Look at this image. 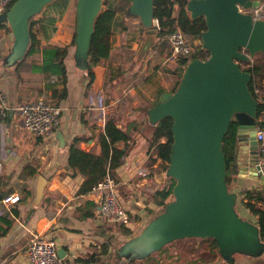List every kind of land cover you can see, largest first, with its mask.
I'll return each mask as SVG.
<instances>
[{"label":"crops","instance_id":"crops-1","mask_svg":"<svg viewBox=\"0 0 264 264\" xmlns=\"http://www.w3.org/2000/svg\"><path fill=\"white\" fill-rule=\"evenodd\" d=\"M72 15L70 0L63 16L56 22V30L49 39L42 41L43 45L69 44L65 59L68 93L60 102V124L55 133L47 137L36 136L22 126L16 112L9 122L7 112L0 113L6 115L5 120L0 117V191H7L5 196H20L7 207L1 205L4 214L0 217L6 216L10 223L7 225L0 218V264H31L26 248L34 232L55 238L58 252L61 249L64 252L63 257L59 252L63 264H106L109 255L123 241L138 234L163 208L151 197L166 182L165 177H161L164 173L161 171L162 160L150 158L149 138L153 127L148 121L147 109L156 100L160 88L172 90L178 81L177 74H164L155 64L170 62L169 65L176 66L178 60L169 59V55L161 57L151 49L140 64L132 66L129 61L136 46H129L118 38L109 58L91 66L95 78L89 84L87 69L76 63L75 46L70 44L75 34ZM13 41L11 28L0 27V58L10 51ZM40 59V53L29 56L19 73L12 67L0 69V92L6 96L10 107L16 108L20 103L46 93L54 100L53 90L47 87L43 73L31 70V62ZM113 68L118 69L121 75L110 81ZM153 74L154 80L149 78ZM97 90L103 91L107 102L114 106L112 116L118 125L131 134L124 161L112 173L118 182L119 196L131 214V222L127 225L129 230L118 229L104 216L98 218L100 196L91 190L80 191L85 175L75 173L68 162L70 146L77 137L80 138L77 142L79 148L95 153L101 150L98 136L105 123L99 112L89 106L88 100V94ZM258 120L264 125V111ZM120 144L124 146L123 142ZM244 148L239 147L241 163H237V171L231 174L233 190L240 196L242 190L249 187H259L264 191V182L250 175L244 161L248 151ZM39 174L46 178L47 183L43 197L36 202ZM90 212L94 214L84 215ZM241 213L255 222V216L245 207ZM117 262L115 258L112 260V264ZM235 262L264 264V254L260 257L235 254ZM132 264L228 263L209 240L192 237L178 239L171 246L166 245Z\"/></svg>","mask_w":264,"mask_h":264},{"label":"water","instance_id":"water-1","mask_svg":"<svg viewBox=\"0 0 264 264\" xmlns=\"http://www.w3.org/2000/svg\"><path fill=\"white\" fill-rule=\"evenodd\" d=\"M53 1L15 0L0 13V23L8 24L14 36L10 51L0 58V69L15 66L25 56L31 40V21ZM259 2L188 0L186 9L191 17L205 18L206 29L201 32L200 41L209 55L190 59L177 88L162 92L147 109L151 124L168 116L173 118L170 161L161 174L162 178L176 180L173 198L138 234L123 241L106 264H112L114 258L118 264H132L187 237L214 238L228 264H236L235 254H264L259 226L241 215L237 208L239 193L231 190L226 181L222 148L231 122L236 121L237 163H241L239 147L244 146L250 175L264 182V174L258 171L259 101L249 86L252 73L239 63L264 53V19H254L239 9V5L255 7ZM104 8V0H76L74 58L84 69L94 66L89 63V51L96 18ZM126 13L139 17L145 28L135 59L140 64L157 40L154 0H131ZM14 112L13 107L7 109L8 122ZM59 140L63 142L60 136ZM46 183L39 174L36 202L43 197ZM98 218H103L100 207ZM59 252L63 257V250Z\"/></svg>","mask_w":264,"mask_h":264},{"label":"trees","instance_id":"trees-1","mask_svg":"<svg viewBox=\"0 0 264 264\" xmlns=\"http://www.w3.org/2000/svg\"><path fill=\"white\" fill-rule=\"evenodd\" d=\"M15 0H12V3ZM70 0H54L48 5H54L61 8L59 14L64 13ZM188 0H154V18L158 21L157 27V40L152 46V50H155L159 56H167L171 52V45L166 35L177 28L183 30L186 34L193 39L201 38V32L206 29V22L204 16L192 18L189 11L186 9ZM131 4V0H104V11L101 12L95 21V29L92 36L90 51H89V63L99 65L103 60L109 58L113 42L112 34L114 28V22L118 14L126 13L128 7ZM10 5V6H11ZM47 5V6H48ZM46 6V7H47ZM44 13V12H42ZM42 13L37 14L31 21V40L28 50L25 56L12 68L18 73L20 68L26 62L29 56L36 53L41 54L39 61H33L30 64L31 70L34 72L43 73L47 80V87L53 90L54 102L60 106L61 100H63L68 93L67 90V65L65 59L69 53V44L60 46L56 44L43 45V39H49L52 32L56 30V16L47 15ZM42 15V16H40ZM127 18V17H125ZM122 30H127V25L124 21L121 22ZM7 26L8 24L0 23V27ZM143 27V26H142ZM10 28V27H9ZM143 31L145 28L143 27ZM75 34L73 35L70 44L74 45ZM150 49V50H151ZM209 51L206 50L202 43L196 45V49L191 57L178 58V64L176 66L163 67L161 64L156 65L157 68L163 67L166 72L175 73L178 75V81L171 91H174L183 74L184 68L188 61L192 58L208 57ZM264 64H255L251 71L254 75L264 78ZM174 67V68H172ZM118 69L111 71L110 81L115 77H119L121 74L117 72ZM88 75L90 76V82L95 78V73L88 67ZM53 76H56L53 79ZM254 79H251L249 86L254 94L253 90ZM164 88H160L156 100L152 102L153 105L159 98L160 94L164 92ZM264 111V102H259L258 116ZM1 118L6 119V115ZM150 123V122H149ZM172 117H165L156 124L150 125L153 127L152 135L149 138V152L152 160L161 159L163 166L162 172H165L169 161L171 148L173 143L172 134ZM258 125L263 127V122L258 120ZM238 123L232 121L223 139L222 148L225 153L227 164L226 181L231 188V174L237 171V154H238V139H237ZM80 138H75L69 149L68 162L71 169L77 173L85 175V179L80 187L81 192H89L92 186L101 180L108 171L114 173V169L120 166L128 152L129 141L131 140V134L128 130L122 129L115 117H109L105 124L103 131L99 134L98 140L100 144V152L95 153L92 151H85L77 146V142ZM124 143L122 146L120 143ZM34 171H32L33 173ZM165 184L163 187L154 191L151 196L152 199L161 207H165L171 196H173V186L176 180L172 177H165ZM7 191H0V200L5 196ZM241 205L249 210L256 218L255 223L259 226L260 236L264 239V191L259 187L245 188L241 192L240 198ZM94 212L84 213V215H93ZM0 218L9 225L10 221L6 216ZM124 230H129L127 225H124ZM1 235V234H0ZM132 237V236H131ZM210 241L212 247L218 250L217 241L214 238H206ZM219 251V250H218ZM93 259V256L92 258ZM84 260V259H83ZM81 259V261H83ZM87 261V260H86Z\"/></svg>","mask_w":264,"mask_h":264},{"label":"built area","instance_id":"built-area-1","mask_svg":"<svg viewBox=\"0 0 264 264\" xmlns=\"http://www.w3.org/2000/svg\"><path fill=\"white\" fill-rule=\"evenodd\" d=\"M12 0H0V13L10 7ZM242 12L250 13L254 19H264V0H260L255 7L239 5ZM155 25L158 21L155 19ZM171 45L169 59L177 60L181 57H191L197 45V39H193L180 28L170 31L166 35ZM240 66L252 73L254 96L259 102H264V78L254 75L251 69L255 65L254 57L249 60L239 61ZM55 79L56 77L53 76ZM89 106L99 112L100 118L105 123L109 117H113L114 106L108 103L105 94L101 90L88 94ZM10 104L6 96L0 92V113L5 114ZM15 112L21 118L23 126L39 137L53 135L60 124L61 107L52 99L44 96L27 100L16 106ZM258 140V171L264 174V127H257ZM91 191L100 196V210L103 216L110 221L128 225L131 222V214L123 203L118 192L116 177L108 171L106 175L92 186ZM20 198L19 195H6L0 200V215L4 214L1 205L9 206ZM27 255L31 264H63V258L58 252V244L55 238L40 233H32L27 242Z\"/></svg>","mask_w":264,"mask_h":264},{"label":"rangeland","instance_id":"rangeland-1","mask_svg":"<svg viewBox=\"0 0 264 264\" xmlns=\"http://www.w3.org/2000/svg\"><path fill=\"white\" fill-rule=\"evenodd\" d=\"M75 6H76V0H72V7H73V15L72 16L74 18V24H73L74 25V28H75V24H76V10H75ZM65 10H64V12H65ZM60 11H61V8H58L57 6H54V5H48L42 11L44 13H42V12L41 13L44 16H47V15H55L56 18H57V20H56V22H57L63 16V14H64V13L59 14ZM40 16H42V15H40ZM125 17H127V18H125ZM122 21H124V23L127 25V30L125 32H123V30H122V24H121ZM142 26L143 25H142V22H141V20H140L139 17H137V16H130V15H127V13H125V15L124 14H121V13L118 14L117 17H116V19H115V22H114L113 34H112V37H111L112 38V42L114 43L115 40L118 41V38H119L122 42L126 41L128 43V44L127 43L126 44L129 45V46H132V45L133 46H136V49H135L136 51H134L135 53L133 54L132 58L129 61L130 62V65L132 64V66H134V64L136 63L135 62L136 53H138V50H139V48H140V46H141V44H142V42L144 40V31L142 30L143 29ZM199 43H201V41L198 39L197 45ZM148 53H149V51L146 54H148ZM161 57H164V56H161ZM254 60H255V64H261V63L264 64V53H262V52L257 53L256 56L254 57ZM158 63H159V61H158ZM169 63L164 64V65L162 63H159V64H161L163 67L175 66L174 64L169 65ZM155 66H156V64H155ZM163 67H161L160 70L164 74H170L169 72H166L163 69ZM172 68H174V67H172ZM154 77H155V74L151 75V77H149V78H152V80H154L153 79ZM159 80L160 79H158V82H159ZM47 94L48 93H46L45 95L43 94L41 96L47 97ZM47 98L51 99L50 97H47ZM22 126H23V124H22ZM230 186H231L230 189L233 190L232 183H231ZM172 198H173V196H171L169 200H171ZM240 198H241V196L239 194L238 201H237V208H238L239 211L244 212V207L241 205V202H240L241 199ZM109 222H111L113 224V226H117L118 229H120L121 227H122V229H124L123 224L120 223V222L110 221V220H109ZM187 238H192V237H187ZM172 243L173 242H171V243H169L167 245L168 246H171Z\"/></svg>","mask_w":264,"mask_h":264}]
</instances>
